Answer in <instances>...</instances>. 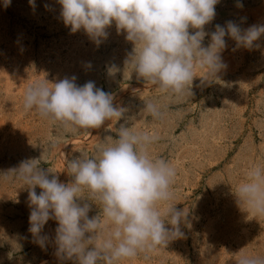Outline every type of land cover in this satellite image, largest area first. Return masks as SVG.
<instances>
[{
    "label": "rangeland",
    "instance_id": "rangeland-1",
    "mask_svg": "<svg viewBox=\"0 0 264 264\" xmlns=\"http://www.w3.org/2000/svg\"><path fill=\"white\" fill-rule=\"evenodd\" d=\"M60 13L57 0H35V6L29 0H11L8 7L0 0V173L23 160L41 158L42 168L58 174L61 182H72L63 153L67 160L95 156L111 142L109 137L118 138L117 129L125 124L159 137L150 155L176 168L171 203L188 215L181 225L183 238L118 264H237L243 255L264 258V215L240 206L235 196L247 171L264 166V36L252 49L237 48L226 37L222 56L227 69L218 80L202 84L207 69L197 68L193 95L179 96L160 92L125 64L134 44L115 23L97 46L83 30L73 33L66 27ZM227 21L242 28L264 24V0H219L205 31L211 33ZM209 42L206 37L203 44ZM113 65L117 71L110 73ZM73 76L79 86L93 81L112 94L114 104L128 110L124 118L71 132L35 110H24L30 85ZM146 102L157 104L163 119L144 113ZM52 144L54 149L49 148ZM27 187L0 179V264H76L57 257L54 220L43 230L51 238L46 249L34 243L28 231ZM99 212L93 204L89 217Z\"/></svg>",
    "mask_w": 264,
    "mask_h": 264
},
{
    "label": "clouds",
    "instance_id": "clouds-1",
    "mask_svg": "<svg viewBox=\"0 0 264 264\" xmlns=\"http://www.w3.org/2000/svg\"><path fill=\"white\" fill-rule=\"evenodd\" d=\"M57 2L64 25L73 33L83 30L97 46L107 39V29L115 23L134 44L125 64L160 92L179 96L193 95L197 68L207 69L202 84L218 80L219 73L227 69L222 56L227 49L226 37L235 41L237 48L252 49L264 36V24L242 28L235 21L217 24L214 31L206 32L219 0ZM3 3L8 7L11 0ZM29 4L35 6V0H29ZM206 37H210L207 46L203 44ZM115 71V65L109 68L110 73ZM75 81L74 76L55 83L37 81L24 93V110H35L41 118L59 122L71 132L98 129L106 121L124 118L128 110L115 105L112 94L93 81L82 86ZM142 111L154 119L164 117L153 102L144 103ZM117 136L109 137L111 142L103 144L92 157L81 155L67 160L63 153L67 170L74 177L69 183L61 182L49 168H42L41 158L23 160L18 167L0 173L4 181L28 186V231L42 250L51 239L43 232L50 220L57 224L53 241L57 257L74 259L76 264H118L183 238L181 225L186 223L188 213L171 203L175 199L172 186L176 168L164 158L152 157L149 151L159 137L135 132L125 124L117 129ZM85 191L90 195L84 196ZM235 196L240 206L264 215V166L255 165L247 171ZM93 204L100 212L89 217ZM237 264H264V258L243 255Z\"/></svg>",
    "mask_w": 264,
    "mask_h": 264
}]
</instances>
